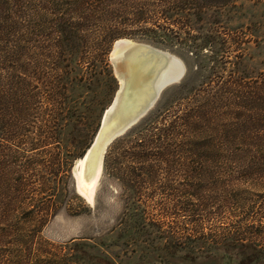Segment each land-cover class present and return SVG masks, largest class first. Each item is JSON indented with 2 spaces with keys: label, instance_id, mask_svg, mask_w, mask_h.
<instances>
[{
  "label": "rangeland",
  "instance_id": "rangeland-1",
  "mask_svg": "<svg viewBox=\"0 0 264 264\" xmlns=\"http://www.w3.org/2000/svg\"><path fill=\"white\" fill-rule=\"evenodd\" d=\"M71 1L40 0L37 64L24 69L27 90L33 85L37 94L29 106L15 109L8 71L0 70V88L3 84L5 90L0 113V264H264V162L242 167L250 161L225 158L237 146L233 139H216L224 132L232 135L236 126L238 133L264 132V0H235L220 13L207 12L197 42L208 37L220 45L223 37L211 28L230 33L243 29L246 34L247 41L238 43L232 34L225 36L218 54L212 47L194 51V41L183 33L181 39L163 42L160 31L119 25L129 35L112 39L104 54L114 77L110 51L121 38L180 59L183 76L160 92L146 114H194L197 125H190L188 133L197 130L202 140L211 141L201 144L174 134L155 151L111 142L92 201L77 191L73 168L91 144L118 79L106 95L98 72L101 33L87 30L77 55L62 50L55 24ZM79 1L103 5L133 0ZM102 17L97 11L90 27L100 28ZM235 79L242 81L241 87H235ZM256 86L258 94L248 96ZM164 101L168 105L163 109L159 105ZM61 163L68 172L58 173ZM54 210L40 225L39 216Z\"/></svg>",
  "mask_w": 264,
  "mask_h": 264
},
{
  "label": "trees",
  "instance_id": "trees-1",
  "mask_svg": "<svg viewBox=\"0 0 264 264\" xmlns=\"http://www.w3.org/2000/svg\"><path fill=\"white\" fill-rule=\"evenodd\" d=\"M133 0L132 2L111 3L104 2L103 5H98L93 2H81L73 0L68 4L67 9L57 17L55 24L56 30L60 33L64 47L62 50H69L70 54H76L80 51L77 44L82 40L83 34L87 30H94L95 33H101V42L99 49L101 53V67L98 69L103 76L106 85V95L112 88V82L116 79L111 70H109L106 54L109 44L112 39L120 35H129L124 32L119 25L130 23L145 33L162 32L159 35L161 41L167 42L172 39H181L182 33L193 40L192 43L194 51L201 52L205 48L212 47V52L218 54L221 49V43L225 42V36L234 37V42L247 41L246 34L243 29H237L228 32L226 29L211 28V32H217L222 41L220 45L214 44L208 37L199 39L198 30L203 27L199 25L209 10L220 13L223 7L234 6L235 0ZM40 0H0V70L5 69L8 72L10 79L11 94L14 98L13 103L15 109L30 105V100L37 94L33 93L32 88L27 90L28 82L26 80L25 67L36 68L37 51L39 48L37 40V24L40 17ZM97 11L101 14L102 24L90 27V19L96 17ZM216 23V22H215ZM219 27V26H218ZM91 31V30H90ZM158 37V36H157ZM212 43V44H211ZM211 49V48H210ZM77 66L80 62L75 60ZM76 69V68H74ZM72 69H67L66 73H71ZM31 79V77H30ZM3 81V80H2ZM235 87H241L242 81L234 80ZM0 88V113L4 106V85ZM260 86L247 92L248 96L254 97L258 94ZM168 103L159 105L165 108ZM158 107V108H160ZM160 108V109H161ZM104 112V111H103ZM160 110L152 114H146L143 120L132 125L125 133L115 138L112 143H127L133 147H139L144 150H158L164 147L165 143L171 140L174 134H181L189 141H196L205 144L211 139H203L194 131L188 133L187 128L190 125L196 126L197 120H192L194 114L186 113L181 115L174 114L173 116H164L160 114ZM103 114V113H102ZM151 114V115H150ZM102 117V116H101ZM237 126L232 132V135L224 132L222 136L216 135V139L220 142H226L228 139L236 143L237 146L232 150L226 152L225 158L234 159L236 163H243L250 161V164H244L242 167L252 168L264 162V132L250 131V132H236ZM191 130V129H190ZM215 136V135H213ZM213 142L215 138H212ZM45 141V140H44ZM173 142V140L171 141ZM87 149V148H86ZM217 148L220 153L224 150ZM220 151V152H219ZM155 154V153H154ZM60 164L58 173L68 172L69 169L61 168ZM61 203V201H60ZM56 213L43 212L39 216L40 225H44L46 221ZM208 214H214L209 212ZM201 216V215H200ZM203 221L197 218V221ZM227 236L226 234L223 238Z\"/></svg>",
  "mask_w": 264,
  "mask_h": 264
},
{
  "label": "bare ground",
  "instance_id": "bare-ground-1",
  "mask_svg": "<svg viewBox=\"0 0 264 264\" xmlns=\"http://www.w3.org/2000/svg\"><path fill=\"white\" fill-rule=\"evenodd\" d=\"M134 42L131 39H118L113 47L111 58L120 74L123 91L109 121H103L104 132L130 117L151 96L161 81L171 79L180 70L178 58L170 59L165 52H152ZM104 151V147L100 145L87 148L73 168L77 191L90 201L93 200L94 182L102 169Z\"/></svg>",
  "mask_w": 264,
  "mask_h": 264
},
{
  "label": "water",
  "instance_id": "water-1",
  "mask_svg": "<svg viewBox=\"0 0 264 264\" xmlns=\"http://www.w3.org/2000/svg\"><path fill=\"white\" fill-rule=\"evenodd\" d=\"M119 40H128L126 38H122ZM116 42V41H115ZM112 45V49L115 45ZM136 44H140L145 46L148 50L152 51V52H156V51H160V52H165L163 50H160L152 45L146 44V43H139V42H134ZM112 49L110 52H112ZM165 54L169 55V57H171L170 59H172V57H174L173 55H171L168 52H165ZM110 60L112 63V67H113V71L115 74V77L118 79V88L110 102V104L108 105V107L104 110L102 117H101V121L98 127V130L91 142V144L89 145L88 148H91L95 145H100L105 148L107 147L108 144H110L115 138L119 137L120 135H122L123 133H125L132 125H134L135 123H137L140 118H142L148 111L149 109L154 105V103L156 102L160 92L168 85L177 82L178 80H180V78L183 76L184 72H185V65L183 64V62L179 59V64H180V70L177 73L176 76L172 77L171 79H166L164 81H161L156 87L155 89L152 91L151 96L145 101L143 102L131 115L130 117H128L127 119H125L123 122H121L120 124H118L115 127L112 128H108V130H106L105 132L103 131L102 128V124L103 121L108 122L112 112L114 111V109L117 107L120 95L122 93V89H123V85L120 82V74L117 71V68L114 64V60L113 58H111L110 56ZM105 125V124H104ZM102 128V130H101ZM101 130V132H100ZM100 133V134H99ZM74 176V174H73Z\"/></svg>",
  "mask_w": 264,
  "mask_h": 264
},
{
  "label": "crops",
  "instance_id": "crops-1",
  "mask_svg": "<svg viewBox=\"0 0 264 264\" xmlns=\"http://www.w3.org/2000/svg\"><path fill=\"white\" fill-rule=\"evenodd\" d=\"M155 263H157V264H170V263H167L165 261H158V262H155ZM155 263H152V264H155Z\"/></svg>",
  "mask_w": 264,
  "mask_h": 264
}]
</instances>
